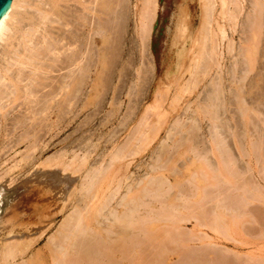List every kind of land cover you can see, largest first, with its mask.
I'll use <instances>...</instances> for the list:
<instances>
[{
	"label": "bare ground",
	"instance_id": "obj_1",
	"mask_svg": "<svg viewBox=\"0 0 264 264\" xmlns=\"http://www.w3.org/2000/svg\"><path fill=\"white\" fill-rule=\"evenodd\" d=\"M196 1L199 5L200 12L197 28L192 17L189 18L186 6L178 8L180 12L175 17L171 40L173 45H179L180 48L182 61L178 69L181 68V70L179 69L180 72H188L189 77L191 74L194 76L191 81L188 77L186 84L190 82L180 87L179 91L172 97L171 104L173 109L177 107L176 105L181 99L182 94L191 89L190 84L195 82L193 80H198L213 67H220L221 64L218 61L219 59H217L221 53L220 50L223 49L224 52L226 49L231 52V50L235 51L236 49L233 47L232 41H227L226 45L221 46V44L217 42V32L220 33L221 39L226 37L224 35L225 22L226 24H230L238 18L237 16L241 12L240 0ZM87 2L85 3L86 5L92 4L91 6L96 7L99 13L101 11L105 13L102 17L106 16L103 21L100 22L98 19L99 17L97 18L94 15L95 22L93 28L91 32L89 28H86L89 30V32H87L88 30L86 31L87 33L83 28H80L81 32L78 34H75L74 31L69 29L65 30L64 27L68 26L69 22H63L65 15L61 10L62 0H11L8 10L0 19V151H7L6 146L8 147L9 145V149L14 152L13 158L9 162L11 164L9 166L7 165V168L4 167L6 170H2L3 172L0 173V183L8 172H11V177L9 178L13 180V174L18 173L22 168L40 167L39 171L45 173L49 177L45 182L51 187L53 195H55L53 200L60 201L58 205H64L68 197L71 196L70 194L74 190L77 191L78 188L73 185L74 180L71 176L74 173L77 174L82 168H85L84 166L88 161L90 149L88 148V151L86 150L81 154L76 153L78 150L76 152L74 151L71 157L69 156V161H64L65 158L63 159V155L65 154L61 153L56 155L55 153V155L52 156L53 153L52 155L49 154V157H46L47 159L44 158V161H41L42 163H38V161L36 164L37 155L42 151H46L51 145V139L67 127V123L77 116L78 111H82V108H84L83 98L86 90L88 88L93 89L95 85L100 83L101 70L103 69V57H105H102L101 52V43L103 42L104 36H106L104 29L108 24L114 21L118 6V0H87ZM85 4L83 5L85 6ZM263 4L264 2L262 0H253V14L250 19L246 20V25L243 26L244 29L241 27L240 32L243 38L241 39L242 36L240 35L241 42L238 41L239 46L235 51L236 57L232 64L234 65L233 68H231L232 71L235 67L242 66L244 61L250 60V62L248 61L247 63L251 64L253 62H251V58L253 57L254 59V55H257V44H259L260 33L264 26V16L262 14L264 9ZM90 5H88V7H90ZM142 5V10H144V12L142 18H140L142 20V25H140L141 34L139 38H141L142 43H144L143 41L149 36V25L151 27L150 20L154 18L157 0H143ZM101 14L99 15L101 16ZM78 19H82L81 15L80 17L78 15ZM59 20H61L60 24ZM84 20H86V18H84L83 21ZM55 23L57 26L53 25ZM234 23L236 22L234 21ZM80 24L81 27L85 26L83 23ZM233 26L234 25H232V28ZM231 30L233 31L234 28ZM188 40L190 43L187 42ZM187 43L189 45H187ZM196 44L198 46L194 51L193 49ZM192 50L196 56L198 55L197 57L200 56L201 59H204V62L198 60L199 58L197 59V57L195 58L198 61H195L196 59L192 57L193 54L189 52H192ZM182 53L188 54V58L192 57L190 60L192 63L184 62L186 54ZM193 59H195L194 63ZM248 64L246 65L248 66ZM250 66L252 67L253 64ZM89 71L92 72L91 75H89ZM243 78H245L244 74L240 79ZM237 87L239 86L237 85ZM211 89H213V91H210L208 96L205 95V97H207L205 106L203 109L201 108L203 112H206V110L209 111V109L216 106L214 100L218 98L217 96H219L220 93L222 94V91L220 92L218 88H212L211 86ZM248 89L249 86L247 90ZM166 93L167 89L157 90L154 102L150 108L154 110L157 108L159 109L163 95ZM210 106H212V108H210ZM73 107H75L74 110ZM246 111L247 110H245V112ZM157 116L160 119L161 115L158 114ZM214 116L215 113L212 117ZM146 119L147 118L143 114L141 119L137 122V126L135 125L134 129L132 131L130 130V133L127 134L123 143L114 145L112 147L113 150L112 148L110 149L111 151L108 154L107 164L105 165L106 161L104 163L105 166L103 164L102 166L100 161V165H97L98 167L95 166L89 171L85 170L86 173H82L81 175L79 172L82 178L77 192L79 196H74L73 194L74 197H72L74 200L75 197L77 198V205L73 204L74 208L72 212H70L58 225L55 232L48 238V242L46 241V248L48 249L47 255L42 254L38 250L39 252H34L27 257L26 261L22 260L23 262L20 264H163L161 263L162 258L151 259L150 248L151 246H155V248L158 246L161 252L159 256H162L165 254V251L170 248L169 245H173L171 249L176 251V254L183 253L187 261L193 264H202L201 256L197 252H189L187 249L190 245L189 241H191L193 237L184 232L176 231L180 226L178 220H182L180 216L183 217V214H180L181 211L178 210L175 214L176 221H173V223H168L163 220L167 213L164 209L166 206L164 205L165 201L163 202V198H165L166 195L163 197V194L174 186L177 187H175L178 193L177 197L181 195L183 191H187L192 194V196L188 194L189 196L187 195V197L192 198L196 191V197L190 200L188 207L191 212H196L197 214L195 226H201L205 220V214L202 210H199V206L195 205V201H201V203L206 201V193H203L204 190L203 187H201L203 181L205 182L206 180H203L204 178L202 176H206L207 174L205 173L209 175L212 174V186H214L218 194H214L215 196L213 195V198L218 207L224 211H227L226 207H228L231 212L235 213L234 217H239L241 215L244 217L248 216L249 219L258 222L261 224L259 225L260 229L263 230L259 232V234L264 236V211L262 208V205H264V189L262 192V188L259 185L253 186L254 183L247 182L252 178L244 177V179L242 178V183L234 182L232 176H230V169L232 168L229 169L231 156L220 143L213 142L214 148L212 147V150L214 149L218 152L219 161L216 166H211L212 168L208 169L211 174L208 170L204 169L201 164L200 167L202 168L199 169L198 167L196 169H198V171L206 170V172H192L190 175L185 173L186 178L189 177L187 179L188 182L184 179L185 183L183 181V183H180V178L176 179V177H178L177 174L174 176V181L172 183L169 182L168 177L163 173L166 161H164V159L162 160L164 157L160 158V156H162L160 153H164L162 152V150H164V146L162 145L163 149L160 148L161 152L159 151L158 155L156 152V157L154 158V162L149 165V170H146L135 183H133V180L128 181L129 178H132L129 171L136 156L142 155L144 151L147 150L152 135H154L155 132L157 133L160 129L157 127L158 125H155L157 129L152 130L151 124L149 128L148 124H146ZM159 119L154 121L158 124ZM245 120L247 121V117ZM191 121L192 122H189L188 125L179 120L174 121L172 127L168 129L169 131L167 132L166 138H172L174 135L183 132H185V135L183 134L179 139H172L173 144L171 145L173 146L171 147L176 148L180 144L183 145L184 143L187 144L190 142L192 139V132L195 128L194 120ZM174 128H177L175 132L173 130ZM151 131L152 133L155 131L154 134H151ZM250 142L249 147L253 149V153L255 157L257 156V160L259 157L263 158L264 155L260 152L261 147L259 138H253ZM82 145L83 147L85 146L84 143ZM82 145L80 146L82 147ZM83 147L81 149H83ZM239 148H241V145H239ZM240 151L242 154L239 153V155H245L243 148L239 149V152ZM163 155H165V153ZM0 156H3L2 153ZM6 160L0 162L4 164ZM115 164L116 166L120 164L124 168L125 174L123 175V181L119 176L116 177V174L119 172L116 171L118 170L116 168L119 167L120 169V165L114 168V170L116 169V173L111 170L115 175L113 173H107L110 167L112 166L111 168H113ZM47 168L51 169L44 170ZM186 168L188 169L189 167ZM240 169L244 171L240 173V175H242L249 168ZM65 171H69L68 175H64ZM190 171L191 169H188L187 173H191ZM99 175H103L101 179ZM221 175H223V177ZM235 175L238 174H233V176ZM219 178L221 179L218 180ZM226 179L229 180V182H232L230 179L233 180L234 184L231 183L233 185L231 186L234 189L242 187L240 189L242 191L233 195L226 193L224 190L225 186L222 183H226ZM25 180H27V183L31 182L29 179ZM121 181L128 182H125L123 185ZM32 183L33 182H31V184ZM39 183L45 184L44 181ZM121 187H123V193L116 199V206L114 203H112V205H114L112 206L111 200L114 199V196L119 192ZM1 194L2 192L0 189V201ZM165 199H167V197ZM156 202L159 203L157 206L155 205ZM152 203H155L154 205L156 207H152ZM251 204L253 205L250 206ZM234 206H236V208ZM244 208H247L249 211H246ZM188 215L190 216V213H188ZM98 216L100 217L98 218ZM16 217L17 215L9 209L3 213L0 231L3 233L6 240L10 242L8 241L9 243L7 242L6 245L0 248V264H14L15 262L17 264V261L13 263L14 259L16 257H23L27 253L30 243H32L29 239H26L28 242L26 240H18V238L26 237V234H22V232L27 229V225L24 224V221H20L18 218L16 219ZM231 219H227V222L229 223V220L236 222L234 220L239 218L234 220L233 218ZM227 222H223L225 224L221 222V225H224L221 227L226 228V226L229 225ZM240 225L241 224H239V228ZM233 226L232 229H239L238 226L236 228ZM219 227L220 226L213 225L216 231L220 230ZM257 228L259 227L257 226ZM228 229L230 231L231 226L230 228L228 227ZM227 231L226 229V232ZM242 231L243 234L247 233L249 235L248 232L250 228L248 227L246 230L243 229ZM42 232L43 231L40 233ZM251 232L252 231H250V235ZM224 233L225 230L219 232V234ZM16 238L17 240H15ZM201 243L205 244L203 247H208L206 245H210L202 238ZM215 255V264H244L245 262V260H241L238 256L228 257L220 251ZM255 256L257 257V255ZM261 257H259L260 260H255L256 258L254 255H249L250 259L263 262L264 255L262 258ZM10 260L12 262H9ZM162 260L164 261V259ZM166 261L167 259L165 262ZM165 264H167V262Z\"/></svg>",
	"mask_w": 264,
	"mask_h": 264
},
{
	"label": "rangeland",
	"instance_id": "obj_2",
	"mask_svg": "<svg viewBox=\"0 0 264 264\" xmlns=\"http://www.w3.org/2000/svg\"><path fill=\"white\" fill-rule=\"evenodd\" d=\"M262 1L264 2V0ZM86 2L87 0H62L63 4L61 3V10L65 15L63 22H69V25L64 27L65 30L69 29L74 31L75 34H78L79 32H81L80 28H83L85 32L88 30L86 28H89L91 32V29L93 28V24L95 22V17H99L98 19L100 20V22L103 21L106 16H102L103 14L105 15V13H103L102 11L99 13L96 7L91 6L92 4H88L90 5V7H88V5L85 4ZM252 3L253 0H240L241 12L239 11L240 13L237 16L238 18L234 20L236 23H234L233 21L230 24H226L225 22L224 35L226 37H223L221 39L220 33L217 32V42L220 43L221 46L226 45L227 41H232L233 47L238 49V41L241 42L240 40L243 38L240 32L241 27L242 29H244L243 26L246 25V20L250 19L251 15L253 14ZM83 4H85V6ZM142 4L143 0H118L117 13L114 21L111 24L107 25L108 28H105L104 26V32L106 36H104V33L103 36L104 38H106H103L102 40L103 42L101 43V52L102 57H105H103V69L101 70V76L99 80L100 83H98V85H95L96 87L94 86L93 89L88 88L86 90V96L84 95L83 98L84 108H82V111H78L77 116L67 123V127H65L60 133L56 134L54 138L51 139V145L46 151H42L37 155L36 164L38 161V163H42L41 161H44V158L47 159L49 157V154L52 155L53 153L54 154L52 156H54L55 153L56 155L61 153L65 154L63 155V159L65 158L64 161H69L74 151L76 152L78 150V152L76 153L81 154L89 148L90 150L88 149V161L84 166L85 168H82V170L79 171L80 175L82 173H86L85 170L89 171L95 166L98 167L100 164L104 165L105 161L106 165L108 161V154L111 151L110 149L114 145L123 143V141L127 137V134L130 133V130L132 131L134 129L135 125L137 126V122L144 114V116L147 118L146 124H148L149 128L151 127V124V128H153L152 130H156L157 127H159L160 129L157 131V133L155 131H153L152 133L151 131V134H154V132L155 134L152 135L147 150L144 151L142 155H137L136 159L130 166L129 172L132 178H129L130 180L128 179V181L133 180V183H135L136 180H138L140 176L143 175L144 172H146V170L148 171L149 165L154 162L156 152L158 155V152H161L160 148L164 146V150H162V152H164L165 155H163L164 153H160L162 155L160 156V158L164 157L162 158V160L164 159V161H166L163 173L168 177V181L172 183L175 179L174 176L178 174V177H176V179L180 178V183H185V181L188 182L187 179L189 177L186 178V174L190 175L192 174V172H206V170H208L209 168L217 165L219 161V154L214 149L212 150V147L214 145L213 142H217L218 144L220 143V145L224 147L231 156L229 169L232 168L230 169V173L232 174H230V176H232L234 182L242 183L244 177L252 178L247 182L254 183L253 186L259 185L262 188L263 192L264 156L263 158L259 157L257 160V156L255 157L253 149H251V147L249 146L251 143L250 140H252L253 138H259V144L261 147L260 152L262 153V155H264V26L262 27V31L260 33V38L258 41L259 44H257V55H254V59H256L254 60L252 57L251 62H253L251 64L247 63L248 61L250 62V60L244 61L242 66H237V68L235 67L236 69L234 68L232 71L231 68H233L234 66L232 64L236 57V49L235 51L231 50V52L226 49L224 52L223 49L220 50L221 53L219 55V58L217 57V59H219L218 61L221 64L220 67H213L198 80H193L195 82L190 84L191 89L182 94L181 99L176 105L177 107L173 109L171 99L179 91V88L186 84L189 77L188 72H180L179 69L181 70V68L178 69V66L181 65L182 61V57L180 56V48L179 45H173L171 40L173 36L175 17L180 12L178 8L186 6L187 14L189 18L192 17L197 28L198 16L200 13L199 5L196 0H157V7L155 10L154 18H152L153 20H150L151 27L149 25V36L143 41L144 43H142L141 38H139L141 34L140 25H142V20L140 18H142V14L144 12V10H142ZM136 13L138 14L139 18L137 17ZM99 14H101V16ZM262 14L264 16V9L262 11ZM78 15L79 17L81 15L82 21L78 19ZM84 18H86V20L83 21ZM137 22H139L140 24ZM60 23L61 20H59V24ZM80 23L85 24V26L81 27ZM53 25L57 26L56 23ZM232 25H234L233 31L231 30L233 29ZM89 30L87 32H89ZM240 35L242 36L241 39ZM187 42L190 43L189 40ZM187 45L189 44L187 43ZM197 46V44L196 46H194V51ZM193 50L192 52H189L192 53V57L195 58L198 55L196 56L195 53H193ZM192 57L188 58V54H186L184 62L192 63V61H190ZM195 59H193V63ZM197 59L201 62H204V59H201L200 56L197 57ZM197 59L195 61H198ZM246 64H248V66ZM252 64L253 66L251 67L250 65ZM88 73L89 75L92 74L91 71H89ZM243 74L245 77L243 78L244 80L240 79ZM193 76L192 74L190 75V81L192 80ZM237 85L239 87H237ZM211 86L212 88H218V90L220 89V92L222 91V94L218 91L220 93L219 96H217L218 98H216L218 100H214V104L216 106H214L213 108L212 106H210V108L212 109L203 112L202 109L205 106V101L207 98L205 97V95L208 96L209 92L213 91V89H211ZM248 86L249 89L247 90ZM159 89H167V93L163 95V99L161 101V104L159 105V109L157 108L156 110H154L150 107L153 104L155 94ZM74 108L75 107H73V110ZM245 110L247 111L245 112ZM214 113L215 116L212 117ZM242 113H245L246 115ZM158 114L161 115L160 119L157 116ZM245 116L247 117V121L245 120ZM156 119H159L158 124L156 123V121H154ZM175 120H179L186 125H188L189 122H192L191 120H194L195 122V128L192 132V139L190 140V142H188L187 144L184 143L185 145L180 144L176 148L171 147L173 146L171 145L173 144L172 139H179L181 136H183V134L185 135V132L178 135H174L173 133L174 137L166 138L167 132L169 131L168 129L172 127ZM155 125L158 126L156 127ZM175 129L177 130V128L173 129L174 132L176 131ZM80 141L82 144L84 143V147L80 143ZM80 145H82L84 150L81 149L82 147ZM239 145H241V148H239ZM9 147V145L8 147L6 146L7 151H0V155L1 153L3 155L0 156V161H4L6 159L8 160H6L4 164L3 162H0V173L6 170V168L11 164L9 162L13 158L14 152L10 150ZM242 148L245 155L241 156L239 155V153L242 154V152H239V149ZM201 164L206 170L198 171V169H196L198 167L199 169H201ZM117 166L116 164L115 166L113 165V168H111V166L110 170L108 169L109 171L107 173L110 174L113 173L112 171H114L115 173L116 171H119L116 174V177L119 176L123 181V175L125 174L124 168L120 165L121 167L119 169V167ZM186 167H189V170L191 169V173H187L188 169ZM39 168L40 167L36 166L27 169L22 168V171L20 170L18 173H16L17 175L15 173L13 174L14 176L12 175L14 177L13 180L12 178H9L11 177V172H8L7 174H5L3 181H1L0 183V189L2 192L0 201V223L4 211L8 209L11 210L17 215L16 219L18 218L20 221H24V224L27 225V229L22 232V234H26L27 238L22 237L18 238V240L25 241L26 239H29V241L32 242H29L30 246L28 247L27 253L23 257H16L13 263L17 261V264H20L21 262L26 261L27 257H29L34 252L36 253L40 251L42 254L47 255L48 249L46 248V243L48 242V238L55 232V230L58 228V225L63 221V219L70 212H72L74 208L73 204L77 205V198L75 197L74 200L72 199V197L79 196L77 192L81 184L80 180L82 181L79 172L77 174L74 173L71 176V178H73L74 180L73 185L78 188L77 191L74 190L70 194V198L68 197V200H66L64 205H58L60 201L53 200L55 195H53L51 187L45 182L47 179H49V177L45 173H41L39 171ZM114 168L118 170L115 169V171ZM240 168L249 169H247L244 174L240 175V173L244 172ZM49 169L51 168H47L44 170ZM68 173L69 171H65L64 175H68ZM209 173L211 174V172ZM235 173L238 175L233 176V174ZM205 174H207V177L205 175L202 176L204 178L203 180H206L205 182L203 181L202 184L200 183L202 185L200 186L203 187V193H206V201L204 203H201V201H195V205L199 206V210H202V212L205 214V220L203 221V224L198 227L195 226L197 214L196 212H191L190 208L188 207L190 200L196 197L197 192L195 191V194L192 198L187 197L188 194H191L187 191H183L181 193L182 196L178 195L177 197L178 193L176 191V186L171 187L170 189H168L169 191L167 190V192L163 194V197L165 195L167 197V199H165L166 197L163 198V202L165 201L164 205H166L164 209L167 211L163 220L168 223H173V221H176L175 214L178 212V210L181 211L180 214H183V217L180 216L182 220H178L180 222V226L178 227V229H176V231L178 230L179 232H184L185 234L193 237V239L189 241L190 245L187 249L189 252H197L201 256L202 264H215V254H218V251L222 252L228 257L238 256L241 260H245L244 264H264V261H254L253 259L249 258V255H254V257L256 258L255 260H260L259 257H263L264 255V236L259 234V232L263 231L259 226L261 224L254 221L253 219H249L248 216L244 217L241 215L239 217H234L235 213L231 212L228 207H226L227 211H224L220 207H218L213 198L215 196L214 194H217V190L214 188V186H212V174ZM208 175L210 176V178ZM40 176H44L42 177L43 179ZM102 176L103 175H99V178L101 179ZM221 176L223 177V175ZM25 179H29V181L31 180V182L33 183H27V180ZM220 179L221 178H219L218 180ZM42 180L45 184L39 183L43 182ZM226 180V183L222 182L221 180V182L225 186L224 190L226 191V193L233 195L238 194V192L242 191L240 190L242 187H239L238 189H234L232 187L233 185L231 183L234 184L233 180L230 179V181L232 182ZM122 181L121 184L123 185L125 184V182H128ZM37 183L40 185H38ZM122 189L123 187L120 188L119 192L114 196V199L111 200V205L112 203H114L115 205L116 199L121 193H123ZM190 196H192V194ZM152 204V207H156L159 203L156 202V204ZM253 204H251L250 206H252ZM234 207L236 208V206ZM262 208L264 211V205H262ZM245 210L249 211L247 208ZM188 213H190V216L188 215ZM99 217L100 216H98V218ZM229 218H233V220L236 218L239 219L234 220L236 222H232L231 219L228 223L227 219ZM221 222H227L231 226V229L233 224L235 228L237 226L239 228V224H241L239 228L241 231L239 229H232V231L230 229L229 231V225L226 226V228H222L221 226L224 225H221ZM213 225L220 226V230L216 231L215 228H213ZM257 226L259 228H257ZM248 227L250 228V231H252L251 235L250 231L248 232L250 236L247 233H242V230H246ZM223 229L225 230V233L219 234V232L224 231ZM226 229L228 230L227 232ZM41 231L43 232L40 233ZM201 238L204 241L208 242L210 245H206L208 247H203L205 244L201 243ZM15 240H17V238ZM8 241L9 240H6L5 236L0 231V248L6 245ZM172 246L169 245L170 248L165 251V254L162 256H159L161 252L158 246L156 248L155 246H151V259L162 258L164 259V261L161 259V263L163 264H165L166 262L167 264H193L192 262L186 260L183 253L176 254V251L171 249ZM255 255H257V257ZM166 259L167 261L165 262ZM9 262L12 261L10 260ZM14 264H16V262Z\"/></svg>",
	"mask_w": 264,
	"mask_h": 264
},
{
	"label": "water",
	"instance_id": "obj_3",
	"mask_svg": "<svg viewBox=\"0 0 264 264\" xmlns=\"http://www.w3.org/2000/svg\"><path fill=\"white\" fill-rule=\"evenodd\" d=\"M11 0H0V19L8 10Z\"/></svg>",
	"mask_w": 264,
	"mask_h": 264
}]
</instances>
